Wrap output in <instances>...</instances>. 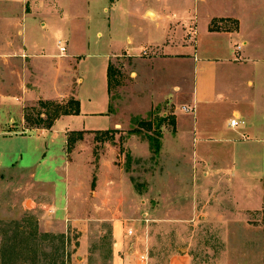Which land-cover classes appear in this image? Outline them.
I'll use <instances>...</instances> for the list:
<instances>
[{"label":"rangeland","instance_id":"1","mask_svg":"<svg viewBox=\"0 0 264 264\" xmlns=\"http://www.w3.org/2000/svg\"><path fill=\"white\" fill-rule=\"evenodd\" d=\"M208 1L216 7L222 1L235 7L241 0ZM35 2L0 0V264H111L116 218L137 222L133 228L124 229L125 236L136 240L143 250L137 253L136 264L140 254L147 255L149 264H168L170 255L179 251L189 253L190 264H264V178L258 185L234 181L229 151L219 145L195 158L190 151H178L166 142L174 133L170 122L175 113L190 102L191 72L181 60L183 56L169 61L149 46L155 32L156 42L161 39L158 26L155 30L153 24L144 23V33H134L133 44L129 45L121 29L107 34L106 14L99 11L98 3L87 6L86 0H62L65 16L42 18L45 27L41 28L42 20L34 15ZM176 3L178 10L184 11L190 0ZM207 8L212 6L199 7V29ZM183 13L188 16L189 12ZM177 16L170 22L187 23L188 19ZM213 26L235 28L232 21L222 25L215 22ZM15 27L33 31L39 47L36 52H42L45 62L37 56L31 61L20 49H10L14 39L9 40L8 34H16ZM193 28L177 26V39L193 45ZM67 34L70 41L66 51ZM58 42L65 47L64 53L58 52ZM140 50L138 57L121 53L109 62V115L115 128L65 134L73 150L89 154L86 162L91 165L87 175L67 180L60 160L48 161V152H54L49 142L54 138L49 132L55 121L45 128L46 117L52 115L56 105L74 99V94L82 101L90 97L94 108L103 110L107 72L104 56L121 51L137 54ZM61 54L82 58L77 66L67 62L70 59H62L58 81L61 93L53 97L51 80L58 65L52 68L50 64L60 61L56 55ZM228 70V84L233 86L238 74ZM261 98L247 113L249 123L264 133ZM44 103L51 105L43 107ZM204 122L199 120V128L207 127ZM111 123L106 116H96L87 125L102 128ZM149 137L160 143L157 154L151 150ZM164 141L168 147L162 154ZM255 146L234 144L231 160L240 173L254 170L255 161H248V156ZM71 157L66 155L68 160ZM102 165L104 175L99 170ZM255 186L262 191L259 199L256 190L243 195L239 192L240 188L248 192ZM102 190L112 193L108 206L92 197L93 192ZM66 191L71 194V204L63 220L52 198ZM126 196L132 206L124 203ZM80 241L87 243V252L92 254L82 263L76 258Z\"/></svg>","mask_w":264,"mask_h":264},{"label":"crops","instance_id":"2","mask_svg":"<svg viewBox=\"0 0 264 264\" xmlns=\"http://www.w3.org/2000/svg\"><path fill=\"white\" fill-rule=\"evenodd\" d=\"M94 1L98 3L99 11L106 14L108 35L114 34L117 29H121L123 35H125L126 42L132 45V35L134 33L135 35L141 34V32L144 33L142 29L144 23H147V25L153 24L152 27L155 30L156 26H158V30L161 32V39L156 42L155 32L149 46L156 48V52L166 56L165 59L169 61H174L177 55L183 56L184 58H181V60L190 67V102L187 106H184L189 107L190 111L184 112L181 110L179 113H175L174 126H172L174 133L173 135L171 134L169 141H166L167 144L174 148L176 147L178 151H190L192 155H195V158L208 152L214 146L219 145L220 148H226L229 151L230 171L233 180L246 181L250 184L258 185L264 178V133L255 129L249 123L250 116L247 110L256 104L259 96L262 97L261 101L264 99V88L262 86L264 85V0H241L238 1L235 7L227 6L225 1H222V5L218 4L219 6L216 7L208 0H190L187 7L183 6L184 11L187 10L189 12L188 16L184 15L182 9L178 10L180 8L177 6L176 0H86L87 6ZM210 5L212 8H207L206 12H202V14H205V16L202 15L204 23L202 28L199 29V7H208ZM34 11L36 19L42 20V23H40L41 28L45 27L44 18L52 17L53 14H56L59 18L65 16L62 0H36ZM45 11H50L51 15L46 14ZM177 15L188 19L185 20L187 23H171L170 21L177 18ZM229 21L234 23V29L213 26L215 22L218 25H222V22ZM26 22L27 20L23 24L25 25ZM177 26L180 29L185 26H194L193 45L189 41L184 42L177 39ZM212 26L214 28L211 31L210 28ZM15 29L17 28L15 27ZM136 30L138 33L135 32ZM32 32L30 30L27 31L26 27L25 31L22 28L17 29L16 34L10 32L8 39L11 40V37L14 39V43H9L11 44L10 49L13 51L20 49L24 53V57L31 59V61L33 56H37L40 61L45 62L46 59L42 58L44 56L41 54L42 52H36L39 47L38 42L35 43L33 40ZM69 41L70 37L67 34L64 39L66 51ZM142 50L137 54H129L126 51H121L119 54L107 53L104 56L107 61L106 70L109 62L121 53H125L127 57H138ZM56 56L60 58V61H57L56 64H50L52 68L58 65L54 68L55 77L53 75L51 80L53 82L51 83L53 85V97L60 96L59 93H61L59 89L61 85L58 81L60 78L59 70L62 69L60 67L63 63L62 59H70L67 62H70V64L74 62L75 66H77L78 61L82 58V55L78 54ZM78 57L80 58L78 59ZM228 69H234L236 75L238 74L236 81H233V86L228 84L231 79L227 76L229 74ZM219 71L223 73L222 79L219 78ZM78 82H80V79H78ZM244 84L247 87L242 88ZM73 96L79 102V115L61 116L55 120L49 132L50 137L54 138V141H49L54 152H52V155L48 152V161H52V158H58L62 163L61 167L65 168L67 180H73L78 174L87 175L91 172V165L86 162L89 154L73 150L72 145L70 146L65 139V134L76 131L91 134L114 129L116 125L108 112L110 95L107 77L105 78L103 110L95 109L94 102L90 97H86L85 101H82L77 94ZM85 102L87 105H84ZM88 105H92V108L88 109ZM96 116H106L112 121V126L102 128L88 126L89 121L96 118ZM233 118H236L238 122L235 127L229 125L230 120ZM199 120H204L203 124H206L207 127L202 126L199 128ZM204 131H210L215 135L202 134ZM55 138L58 140H55ZM164 143L165 141L161 149L162 154L166 146L168 147ZM238 143L256 144L255 149L248 156V161H255L253 162L254 170L240 173L239 168L237 169L236 167V162L231 160L234 144ZM68 154L72 156L71 160L66 158ZM234 157L236 158V155ZM241 158L237 159L238 163ZM93 168L95 169V166ZM96 170H98L97 166ZM99 170L101 175L106 172L103 165L99 167ZM255 188H250L248 192H246V189L240 188L241 191L239 189V192L243 195L253 193L256 190L255 193L257 194V199H259L262 196V191L258 186H255ZM102 191V193L93 192L92 197L99 198L101 204L108 206L109 202H107V199L109 201L112 199V193L111 191ZM233 194L237 193L234 192ZM103 198H106V200ZM70 199L71 194L68 191L52 198L53 206L61 214L63 220L68 210H70ZM123 200L126 206H132L128 196L123 198ZM95 205L97 206L98 203L96 202ZM130 221V219L124 218L114 219L112 225L111 264H136L137 253L139 254L143 251L136 240L133 242L125 236L124 229L137 224V222ZM132 223L134 224L132 225ZM79 244L76 258L79 263H82L86 258L91 257L92 254L87 252V243L85 241H80ZM190 263L191 257L187 251L172 253L168 259V264Z\"/></svg>","mask_w":264,"mask_h":264},{"label":"trees","instance_id":"3","mask_svg":"<svg viewBox=\"0 0 264 264\" xmlns=\"http://www.w3.org/2000/svg\"><path fill=\"white\" fill-rule=\"evenodd\" d=\"M113 1V0H111ZM212 28V29H211ZM210 28V30H213V26ZM106 77H107V86H108V91L110 92L111 89V79H112V73H111V64H108L107 67V72H106ZM43 107H47V105H51L50 103H44ZM110 111V106L108 109V112ZM80 113V108H79V102L75 99H70L65 105H56L55 109L52 112V115H49L46 117L48 120L47 126L45 128H49L52 126L53 122L60 118L61 116H68V115H79ZM163 121V119H162ZM171 126H174V118L170 122ZM150 141V147L153 152V154H157L160 150V143L156 138H151L149 137ZM44 237V236H43ZM22 258V256H20ZM33 263V261H32ZM51 264H56V261L51 263ZM61 264H64L63 262Z\"/></svg>","mask_w":264,"mask_h":264},{"label":"built area","instance_id":"4","mask_svg":"<svg viewBox=\"0 0 264 264\" xmlns=\"http://www.w3.org/2000/svg\"><path fill=\"white\" fill-rule=\"evenodd\" d=\"M58 45H59V51H60L61 53H64V52H65V47L62 46V45L60 44V42H58ZM182 110H183L184 112H189V111H190V110L187 109L186 107H183ZM237 124H238V122H237V119H236V118H233V119L230 120L229 125H230L231 127H235V126H237ZM137 263H138V264H149V261H148V257H147V255H145V254H140V255H138V257H137Z\"/></svg>","mask_w":264,"mask_h":264},{"label":"bare ground","instance_id":"5","mask_svg":"<svg viewBox=\"0 0 264 264\" xmlns=\"http://www.w3.org/2000/svg\"><path fill=\"white\" fill-rule=\"evenodd\" d=\"M27 204H29V203H27Z\"/></svg>","mask_w":264,"mask_h":264}]
</instances>
